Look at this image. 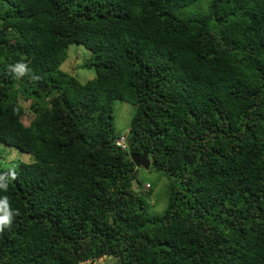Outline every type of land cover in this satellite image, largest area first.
<instances>
[{
  "label": "trees",
  "instance_id": "trees-1",
  "mask_svg": "<svg viewBox=\"0 0 264 264\" xmlns=\"http://www.w3.org/2000/svg\"><path fill=\"white\" fill-rule=\"evenodd\" d=\"M0 144L33 157L2 175L0 264H264V0H0Z\"/></svg>",
  "mask_w": 264,
  "mask_h": 264
},
{
  "label": "rangeland",
  "instance_id": "rangeland-1",
  "mask_svg": "<svg viewBox=\"0 0 264 264\" xmlns=\"http://www.w3.org/2000/svg\"><path fill=\"white\" fill-rule=\"evenodd\" d=\"M90 57V53L82 46L69 45L66 51V59L60 65V69L64 72H68L74 76L80 83H84L94 77L93 69L83 67V63L87 62ZM19 105L22 106L26 116H32L28 110L30 104L29 100L18 99ZM113 130L116 134H123L127 131L129 120L133 114L134 107L128 103L113 101ZM30 117H28L30 119ZM31 163L33 157L29 154L21 152L12 147H6L0 144V176L3 172L8 171L11 167L17 163ZM138 179L142 182L139 187L136 182H133V186L139 190V195L142 196L148 192V184L151 188V193L147 196L148 202V213L149 214H160L166 205V189L168 184V178L161 173L153 170L151 167L143 169L137 167ZM137 186V187H136ZM110 258H105L102 262L97 261L94 263L85 264H106L110 263Z\"/></svg>",
  "mask_w": 264,
  "mask_h": 264
},
{
  "label": "clouds",
  "instance_id": "clouds-1",
  "mask_svg": "<svg viewBox=\"0 0 264 264\" xmlns=\"http://www.w3.org/2000/svg\"><path fill=\"white\" fill-rule=\"evenodd\" d=\"M18 75H23L26 71L24 63H17L13 67ZM14 178V177H13ZM0 189L7 190V184L4 182V177L0 176ZM14 213L10 210L7 197L0 198V232L5 228L11 227Z\"/></svg>",
  "mask_w": 264,
  "mask_h": 264
},
{
  "label": "water",
  "instance_id": "water-1",
  "mask_svg": "<svg viewBox=\"0 0 264 264\" xmlns=\"http://www.w3.org/2000/svg\"><path fill=\"white\" fill-rule=\"evenodd\" d=\"M129 158L135 167H141L143 169H148L150 165V160L148 159L146 152L141 155L129 154Z\"/></svg>",
  "mask_w": 264,
  "mask_h": 264
},
{
  "label": "built area",
  "instance_id": "built-area-1",
  "mask_svg": "<svg viewBox=\"0 0 264 264\" xmlns=\"http://www.w3.org/2000/svg\"><path fill=\"white\" fill-rule=\"evenodd\" d=\"M115 145L119 146L121 149H124L125 145L123 137L119 138L118 140H115Z\"/></svg>",
  "mask_w": 264,
  "mask_h": 264
}]
</instances>
